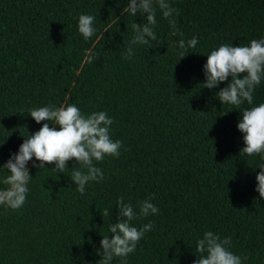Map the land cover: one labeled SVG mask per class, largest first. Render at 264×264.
I'll return each mask as SVG.
<instances>
[{"label":"trees","instance_id":"trees-1","mask_svg":"<svg viewBox=\"0 0 264 264\" xmlns=\"http://www.w3.org/2000/svg\"><path fill=\"white\" fill-rule=\"evenodd\" d=\"M127 3L0 0V165L28 133L53 126L37 124L28 112L34 107L105 111L114 121L111 138L122 142L119 157L93 161L103 179L89 182L83 194L71 181L72 169L81 167L74 160L56 173L54 164L33 167L39 163L33 157L25 204L0 205V264H101L97 250L120 218L121 196L137 214L149 198L159 211L131 221L153 228L135 252L111 264H194L206 231L230 237V250L247 257L243 264H264V199L255 191L264 161L239 153V111L250 106L216 98L231 78L203 87L211 50L264 38V0H170L176 29L157 10L156 39L147 45L131 43L132 24L146 19L131 15ZM80 14L96 17L87 40L78 31ZM193 37L194 48L179 47ZM90 55L97 57L91 63ZM253 103H264V79ZM6 175L0 168V189ZM105 209L111 214L104 216Z\"/></svg>","mask_w":264,"mask_h":264},{"label":"clouds","instance_id":"clouds-1","mask_svg":"<svg viewBox=\"0 0 264 264\" xmlns=\"http://www.w3.org/2000/svg\"><path fill=\"white\" fill-rule=\"evenodd\" d=\"M131 15L142 13L146 23L132 24L134 36L132 44L147 45L156 39L154 27L157 24V10L162 18L168 20L169 25L176 29V20L173 14L177 9L170 6V0H128L127 9ZM96 17L89 14H80L78 17V31L85 40L93 36L96 31L93 27ZM181 49L194 48L198 40L196 37L179 42ZM129 47L124 55L125 59L132 56ZM185 54H181V58ZM207 60L203 66L205 82L204 88L212 89L220 83L228 81L226 87L221 88L215 95L221 104H229L237 109L245 102L250 106L239 111L241 119L237 124L239 132L243 134L244 147L241 154L248 156L260 155L264 161V103L254 105L253 93L255 88L264 79V38L252 39L246 46L221 44L206 55ZM97 57L90 55L91 63ZM242 75V78H238ZM29 116L37 123H43L39 130L27 134L18 152L11 154L7 162L0 165L7 175L2 183L6 188L0 189V205L13 210L21 208L27 199L28 184L32 177L29 174L27 163L35 158L38 164L33 167L45 168L46 164H54L51 170L63 173L67 162L74 160L81 167L72 169L71 181L77 186L76 190L83 194L86 185L91 181L103 179V172L94 166L93 161H103L106 156L119 157L122 142L113 141L110 135L113 119L105 111H96L84 114L79 107L42 106L28 110ZM58 126V130H57ZM260 172L256 175V188L259 198L264 199V163H260ZM150 199L141 201L139 214L131 203H125L124 197L117 199L116 207L119 219L110 223L108 231L111 238L103 236L100 240L101 264H111L114 257L126 258L135 252L137 243L153 228L151 222L137 228L131 221L149 214H157L159 209L150 202ZM111 213L108 209L104 216ZM231 238L222 239L212 231L203 233V237L196 243V251L200 257L194 264H243L247 257H241L230 250Z\"/></svg>","mask_w":264,"mask_h":264}]
</instances>
